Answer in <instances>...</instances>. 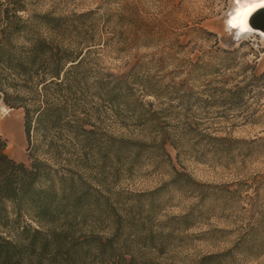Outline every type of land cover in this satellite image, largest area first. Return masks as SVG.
<instances>
[{"label": "trees", "instance_id": "16d2710c", "mask_svg": "<svg viewBox=\"0 0 264 264\" xmlns=\"http://www.w3.org/2000/svg\"><path fill=\"white\" fill-rule=\"evenodd\" d=\"M129 19L130 32L141 21L135 15ZM62 22L30 15L28 0H0V93L7 108L24 112L29 161L27 166L10 158L0 134V264H133L129 243L147 241L154 233H142L135 221L133 212L141 213V208L114 201L108 179L116 166L140 163L150 146L103 133L98 108L111 112L125 108L139 127L155 133L167 114L176 110L187 115L211 110L213 121H231L236 127L234 122L250 110L244 98L252 94L250 88L264 84V72L252 73L245 88L237 85V91L228 90L229 83L222 80L227 72L237 70L239 49L218 48L207 62L191 65L185 82L194 83L197 91L187 93L184 85L167 83L169 75L164 74L161 59L138 58L115 76L100 71L91 59L100 39L58 42L44 39L34 28L39 24L61 30ZM148 43L149 39H134L120 46L132 51ZM253 71L249 67L242 74ZM260 96L264 97V89ZM263 109L261 104L252 110L243 125L255 124ZM197 126L199 130L201 124ZM198 137L199 145L206 142L209 153L222 158L221 166L229 174L241 176L210 194V203L203 208L221 205L222 213L239 229L232 248L217 255L216 261L260 257L264 171L252 172L251 167L264 158V137L236 139L230 133ZM191 181L175 171L171 184L186 189ZM160 191L139 197L148 202V210ZM142 210L146 212L145 207Z\"/></svg>", "mask_w": 264, "mask_h": 264}, {"label": "rangeland", "instance_id": "374dc122", "mask_svg": "<svg viewBox=\"0 0 264 264\" xmlns=\"http://www.w3.org/2000/svg\"><path fill=\"white\" fill-rule=\"evenodd\" d=\"M28 1L30 15L63 20L61 30L34 24L44 39L58 42L71 39L79 41L77 43H81L80 39H100V42L94 43L91 59L96 61L100 71L115 76L125 73L138 58L161 59L165 64L164 74L169 75L167 83H180L187 93L197 91L194 83L185 82L191 65L201 60L207 62L218 48L229 51L239 49L237 70L227 72L222 80L229 83L228 90L237 91V85L239 89L245 88L252 73L264 72V41L254 34L240 36L226 24L236 7L235 0ZM91 12V17L81 19L82 15ZM133 15L141 22H137L136 29L129 32L127 25ZM134 39H149V43L132 51L120 46V42ZM249 67L254 71L243 75L242 72ZM237 73L243 76L235 77ZM244 79L246 82L242 83ZM250 89L252 94L244 98L250 110L234 122L236 127L231 121H213L211 110H198L190 115L179 114L176 110L167 114L168 118L161 122L158 133H155L139 127L125 108L113 112L98 108V126L103 133L150 146L140 163L134 167L127 164L116 166L111 169L108 179L114 201L141 208V213L133 212L135 221L142 233H154L146 238L147 241L129 243L133 264H264V251L258 258L239 256L216 261L217 255L232 248L239 237L235 231L239 229L231 223L234 220L228 214L222 213L221 205L214 204V207L203 209L210 203V194L220 192L222 186L241 176L229 174L221 166L224 164L222 158L209 153L206 142L199 145L198 134L206 138L224 137L225 133L236 139L264 137V109L254 118L255 124L243 125L252 110L258 109L261 104L264 106V97L260 96L264 84ZM1 105L9 111L7 116L20 117L14 148H9L8 127L0 125V134L7 141V154L28 166L24 112L9 109L4 103ZM160 109L158 107L156 112ZM161 111L165 116L166 111ZM231 114L233 112L227 115ZM199 123L201 127L197 130ZM214 131L220 132L213 134ZM251 170L264 171V158L257 160ZM175 171L191 178L188 188L180 186L175 189L172 186ZM159 190L154 206L148 210V202L139 197ZM143 207L146 212H142ZM184 217L188 220L183 222L181 219ZM231 231L234 235H230Z\"/></svg>", "mask_w": 264, "mask_h": 264}, {"label": "bare ground", "instance_id": "6f19581e", "mask_svg": "<svg viewBox=\"0 0 264 264\" xmlns=\"http://www.w3.org/2000/svg\"><path fill=\"white\" fill-rule=\"evenodd\" d=\"M235 5L234 11L229 15L226 22L228 28L237 32L240 36L254 34L264 41V33L253 30L250 25L253 16L264 9V3L261 0H245L239 4L235 3ZM229 21H232L231 25ZM8 113L9 111L0 105V125L5 124L8 127L10 132L9 148H14L20 126V117L17 115L7 116Z\"/></svg>", "mask_w": 264, "mask_h": 264}, {"label": "water", "instance_id": "95a60500", "mask_svg": "<svg viewBox=\"0 0 264 264\" xmlns=\"http://www.w3.org/2000/svg\"><path fill=\"white\" fill-rule=\"evenodd\" d=\"M253 30L264 33V9L258 12L250 21ZM3 103V95L0 93V105Z\"/></svg>", "mask_w": 264, "mask_h": 264}, {"label": "snow or ice", "instance_id": "6c2138e0", "mask_svg": "<svg viewBox=\"0 0 264 264\" xmlns=\"http://www.w3.org/2000/svg\"><path fill=\"white\" fill-rule=\"evenodd\" d=\"M235 2L237 4H239L241 2V0H235ZM262 3H264V0H261ZM229 24L231 25L232 24V21H229ZM234 27V25H232Z\"/></svg>", "mask_w": 264, "mask_h": 264}, {"label": "crops", "instance_id": "0c3cea01", "mask_svg": "<svg viewBox=\"0 0 264 264\" xmlns=\"http://www.w3.org/2000/svg\"><path fill=\"white\" fill-rule=\"evenodd\" d=\"M244 1H245V0H241V2H244ZM259 12H260V11H259ZM256 14H257V13H256ZM256 14H255V15H256ZM255 15H254V16H255ZM254 16H253V17H254Z\"/></svg>", "mask_w": 264, "mask_h": 264}]
</instances>
